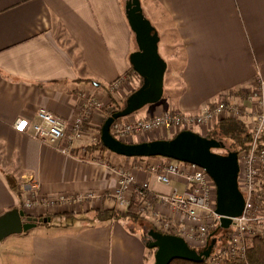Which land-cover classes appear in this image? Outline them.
Masks as SVG:
<instances>
[{
    "label": "crops",
    "instance_id": "obj_1",
    "mask_svg": "<svg viewBox=\"0 0 264 264\" xmlns=\"http://www.w3.org/2000/svg\"><path fill=\"white\" fill-rule=\"evenodd\" d=\"M125 1L0 0V215L18 208L23 176L36 178L44 197L86 191L99 196L83 202L69 222L37 224L18 234L15 243L27 246L26 264L153 262L142 231L123 219H95V209L119 208L112 199L114 172L105 163H127L137 183L149 184L157 206L163 204L158 196L185 189L182 176H171L169 184L153 177L151 167L163 172L167 158L110 155L88 148L83 140L67 154L60 150L62 144L35 140L30 128L24 133L13 128L17 118L36 120L40 108L70 124L82 94L106 99L116 83L112 96L122 98L124 90L132 89L137 76L129 72L128 56L136 43ZM157 1L170 17L169 32L178 39L179 77L158 103L141 108L140 116L126 117L146 118L165 110L197 113L223 95L242 98L257 76H264V0ZM103 117L93 110L83 130L96 131ZM213 125L199 134L205 136ZM7 176L22 189V197L11 190ZM9 239L11 235L0 242L5 264H11Z\"/></svg>",
    "mask_w": 264,
    "mask_h": 264
},
{
    "label": "built area",
    "instance_id": "obj_2",
    "mask_svg": "<svg viewBox=\"0 0 264 264\" xmlns=\"http://www.w3.org/2000/svg\"><path fill=\"white\" fill-rule=\"evenodd\" d=\"M114 88H117L116 83L110 86V92ZM81 98L79 110L70 124L40 108L36 113V120L17 118L13 128L19 133L30 128L31 136L35 140L43 144H62L60 150L68 154L74 142L82 137L83 125L90 113L93 110L102 111L101 108L108 105L107 101H100L94 96L82 94ZM225 118L242 119L249 134L246 148L238 155V188L244 198V207L241 215L233 218L227 229L219 227V215L215 213V185L203 168L171 159H167L169 162L164 166L163 172L151 167L155 180L163 184H169L171 176L183 177L185 189L182 192L174 189L170 194L158 197L182 220L177 235L189 247L201 249L209 243L211 237L216 238L213 249L205 260L214 264L243 259L247 239L259 235L264 229V76H257L242 98L231 94L223 95L215 102L203 106L197 113L165 110L146 118H133L129 120L131 122H118L117 119L110 127L111 134L118 139L120 136L154 130H162L160 132L163 134H176L181 130L194 131V128L207 132L213 122ZM119 174L121 176L115 197L117 204L124 207L126 204L123 194L129 187L136 186L137 182L134 175L125 169L120 168ZM21 188L24 191L21 210L25 215H28L26 211L30 207L62 212L73 210L72 205L75 203L80 204L85 199L91 201L96 198L90 191L41 196L38 192L39 181L32 175L23 176ZM137 189L140 193L149 191V184L144 182ZM219 230H226L224 242L216 236Z\"/></svg>",
    "mask_w": 264,
    "mask_h": 264
},
{
    "label": "water",
    "instance_id": "obj_3",
    "mask_svg": "<svg viewBox=\"0 0 264 264\" xmlns=\"http://www.w3.org/2000/svg\"><path fill=\"white\" fill-rule=\"evenodd\" d=\"M124 14L133 33L136 49L128 56L129 65L140 77L139 86L124 100L123 105L113 111L102 123L100 141L110 152L124 157H163L201 167L215 185V213L219 215V227L227 229L232 219L241 215L244 198L238 188L239 162L236 150L226 154L225 143L214 137H206L192 130H181L171 138H158L139 142H124L115 138L110 127L122 117L129 116L142 107L156 104L164 92L166 61L159 54V34L145 16L141 0H126ZM49 217L25 215L15 207L0 215V242L14 234L25 233L38 223L49 222ZM145 246L153 249L151 264H169L174 259L204 262L216 242L196 249L189 247L178 235L163 233L150 228L145 233Z\"/></svg>",
    "mask_w": 264,
    "mask_h": 264
},
{
    "label": "rangeland",
    "instance_id": "obj_4",
    "mask_svg": "<svg viewBox=\"0 0 264 264\" xmlns=\"http://www.w3.org/2000/svg\"><path fill=\"white\" fill-rule=\"evenodd\" d=\"M123 2H124V0H121V3H123ZM141 5H142L145 16L150 20L152 25L158 31V34L160 36V42L158 45L159 54L167 63V69H166V72L164 75V93H163V98H164L166 96V94L169 93V90H173L172 88L174 87V84L177 82L178 77H179L178 73H179V70L181 67V55H180V51L177 49V47H179L178 39H177L175 32L173 34L169 32V30L171 31V29L173 28V25L171 23V20L169 19L170 18L169 15L167 14L165 9L161 6V4L157 0H141ZM174 57H177V59L174 60ZM129 72H132V73H134V75L137 76V77H135L136 82L132 85V89L124 90V95H122V98H121V96L118 98H114L112 96L113 94L116 96L117 88L113 89V92H111V94H109L108 99H104L103 97L100 98L101 100L104 99L103 100L104 102H106V101L108 102V105L101 108L104 116L107 113L112 112L113 107L115 105L118 106L116 109H119L123 105V102H124L125 98L128 96V94H130L134 89H136L139 86L140 81H141L140 77L131 68H130ZM173 93H174V91H173ZM244 94H243V96H244ZM94 98L100 100L97 96H94ZM144 108L145 107H142V109H144ZM140 110L141 109H139V111H136L134 113L135 116L141 115ZM133 118H140V117H133ZM133 118L125 116V117L119 118L117 121L118 122H131L129 120H131ZM220 120H223V119H218L216 122L212 123V125L214 124L212 130L214 128H215V130L217 129L216 124ZM88 121L89 120H87L84 124H87ZM102 123H103V120L100 124H98L96 131H90L91 129L89 131L83 130L82 137L80 139L76 140L73 145H75L77 142L83 140V141L89 143V145H87V147L90 149H94V148L98 149V150L101 149L103 151L110 153L109 150H107L105 148L103 149L102 147H100L98 145V140H100V128H101ZM160 131H162V130L143 132L141 134H135V135L134 134L133 135H125V136L118 137V139H120L124 142H139V141H144V140L155 139V132H158L160 139L161 138H170L173 135L171 133H164L163 134ZM194 132H200L201 133L202 131H200L198 128H194ZM215 132H217V130ZM216 137L220 138L225 143V149L217 150V152L222 153V154H226L227 151L234 150L235 147H233L232 140H230L226 137H222V136L221 137L216 136ZM111 154L114 155V153H112V152L110 153V155ZM168 162H169L168 160H165V165ZM161 164L159 166H161ZM103 165H105L107 168H109L110 170H112L114 172V174H112V175L115 178V188L112 192V199H113L114 204L116 206L117 200L115 197V190L118 188V181H119V178L121 176V174H119V170H120V168H122V169L129 171L130 173H131V170L129 169L127 163H119V164H115V165L114 164L108 165V163H105ZM142 183H144V182H138L136 186H131V187H129V189L127 191H125V193L123 194V199L125 201L124 203L126 204L125 205L126 207L125 206L124 207L119 206V208H118L121 211H126L129 208V206L131 205V201H132L133 197L138 198V205H137V209H136V214L138 215V219H136V220L127 219L126 220L127 226H129L130 228L136 229L140 232L142 231L143 235L150 228L156 229V230L164 232V233H170V232L178 231V228H180L182 226V220L178 217L176 212H174L170 208V206H168L166 204L165 205L161 204L160 206L153 204L152 201L154 200L155 197L152 196L149 193V191L146 190L145 192L140 193V190L137 188ZM19 185H21V183ZM21 191H22V189H21ZM22 193H23V191H22ZM92 193L95 194V196H96L95 199H97L99 197L95 191H92ZM85 200L90 201L88 199H85ZM85 200L83 202H86ZM83 202L80 204L79 203L73 204L72 205V206H74L73 210H66V211H62V212H69L70 214H74V212L76 210H78L80 208V206L83 204ZM18 208L19 209L23 208L21 201H20ZM40 209H42V208L30 207L29 209L27 208L26 213L30 216H35V217L50 216L52 218L51 223H56V222H60V221H66V222L70 221L69 215L57 217L56 215L62 213L60 211L53 210V209H45L46 211H42V213L39 214ZM38 214H39V216H38ZM76 216L79 217L78 215H76ZM17 236H19V235L18 234L11 235V239H9V240H11V264H26V257L24 256L23 251L26 250L27 246L23 243L16 244L15 238H17ZM216 236L222 242H224L226 233H224L222 230H219V231H217ZM250 240L251 239H248L246 241L247 245L250 244ZM150 250L152 253L154 252V250H152V249H150ZM4 257H5V255H4ZM152 257H153V255H152ZM0 261H2V262H0L1 264L7 263L6 260L3 258V256H1ZM231 261H233V260H231ZM231 261H228L224 264L230 263ZM204 263L205 264H214L213 262H210V261H208V262L204 261Z\"/></svg>",
    "mask_w": 264,
    "mask_h": 264
},
{
    "label": "trees",
    "instance_id": "obj_5",
    "mask_svg": "<svg viewBox=\"0 0 264 264\" xmlns=\"http://www.w3.org/2000/svg\"><path fill=\"white\" fill-rule=\"evenodd\" d=\"M117 107L118 106L115 105L113 107V111L117 110L116 109ZM112 112H109L104 116L103 122ZM216 125H217V129H216L217 132H215L216 130L214 128L213 130H210L209 133H207L205 136L214 137L219 140L221 139L216 136H220V137L222 136L232 140L233 147H235L234 150H236L239 155L240 152L246 148V145L249 141V134L247 133L245 122L242 119L225 118L223 120H220ZM174 135L175 134H173L171 137H173ZM262 140L264 142V134ZM98 145L103 149L105 148L100 140H98ZM6 180L11 190H13L18 197H22V191L19 188L18 184L15 182V180L12 179L11 176H7ZM137 205H138V198L133 197L131 201V205L126 211H121L116 208L95 209L94 216L95 219L99 221L109 220L111 218L123 219V220H127V219L136 220L138 219V215L136 214ZM64 215H69L70 219L72 218V215L69 212H62L56 216L58 217ZM40 217H49L51 220L49 222L38 223V224H47V225L51 224L52 218L50 216H40ZM223 232L226 233V230H223ZM169 234L177 235L176 232H170ZM249 239L251 240H250V244L247 245L245 257L240 260H233L227 264H264V229L262 233H260L259 235L252 236ZM153 253L151 252L152 255ZM169 264H205V263L192 262L184 259H174Z\"/></svg>",
    "mask_w": 264,
    "mask_h": 264
},
{
    "label": "flooded vegetation",
    "instance_id": "obj_6",
    "mask_svg": "<svg viewBox=\"0 0 264 264\" xmlns=\"http://www.w3.org/2000/svg\"><path fill=\"white\" fill-rule=\"evenodd\" d=\"M144 237H145V239H148V236H146L145 234H144Z\"/></svg>",
    "mask_w": 264,
    "mask_h": 264
}]
</instances>
